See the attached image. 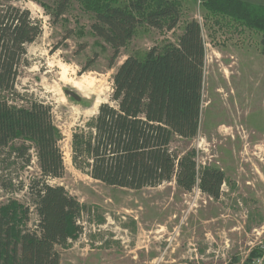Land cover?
<instances>
[{"label":"rangeland","instance_id":"374dc122","mask_svg":"<svg viewBox=\"0 0 264 264\" xmlns=\"http://www.w3.org/2000/svg\"><path fill=\"white\" fill-rule=\"evenodd\" d=\"M204 0H182L174 29L139 26L121 48L112 68V50L92 30L93 15L71 0L59 18L49 15L54 0H0L28 10L41 34L25 46L12 93H0L11 105H49L62 134L65 173L49 180L85 206L77 224L80 235L65 249L59 264H237L247 262L264 243V56L260 32L228 19L210 16ZM201 27L205 47L199 126L194 138L174 137L176 154L194 152L200 169L215 168L224 182L214 199L196 185L184 192L173 181L139 191L107 186L76 170L70 162V137L109 103L112 76L129 56L141 58L150 48L177 44L187 21ZM100 80L104 95L77 87L82 75ZM74 92L79 100L65 93ZM87 97V98H86ZM94 106V107H93ZM33 155V154H32ZM39 177L36 159L29 166L0 154V208L16 201L28 208L26 226L37 216L28 186Z\"/></svg>","mask_w":264,"mask_h":264},{"label":"trees","instance_id":"16d2710c","mask_svg":"<svg viewBox=\"0 0 264 264\" xmlns=\"http://www.w3.org/2000/svg\"><path fill=\"white\" fill-rule=\"evenodd\" d=\"M70 1L54 0L52 8L40 6L57 19ZM77 1L93 15V34L112 50L110 69L139 26L174 29L182 4V0ZM202 7L212 17L260 32L264 56V7L238 0H205ZM41 31L28 10L0 7V93L13 92L19 67L26 64L25 46ZM204 57L196 20L184 24L177 44L154 46L141 58L127 57L112 76L110 102L100 104L93 117L72 131L71 165L111 187L139 191L173 181L184 192L197 185L202 193L218 199L222 172L200 169L192 151L176 154L170 149L174 137L191 139L197 134ZM61 140L49 105L32 102L17 107L0 95V154L7 152L23 167L34 156L39 171L28 186L37 216L34 230L26 226L28 208L16 201L0 208V264H59L57 247L67 248L82 231L77 221L85 206L64 187L48 183L65 173Z\"/></svg>","mask_w":264,"mask_h":264},{"label":"bare ground","instance_id":"6f19581e","mask_svg":"<svg viewBox=\"0 0 264 264\" xmlns=\"http://www.w3.org/2000/svg\"><path fill=\"white\" fill-rule=\"evenodd\" d=\"M79 80L80 83H78L76 86L80 87V89L84 88V90L89 95L95 97L94 106L96 107L104 95V89L101 87L103 83L100 80L92 77L90 73L82 75Z\"/></svg>","mask_w":264,"mask_h":264},{"label":"built area","instance_id":"2783aa9c","mask_svg":"<svg viewBox=\"0 0 264 264\" xmlns=\"http://www.w3.org/2000/svg\"><path fill=\"white\" fill-rule=\"evenodd\" d=\"M237 264H264V243H258L256 256H253L250 260H247V262H240Z\"/></svg>","mask_w":264,"mask_h":264},{"label":"crops","instance_id":"0c3cea01","mask_svg":"<svg viewBox=\"0 0 264 264\" xmlns=\"http://www.w3.org/2000/svg\"><path fill=\"white\" fill-rule=\"evenodd\" d=\"M238 1L245 2L253 6L264 7V0H238Z\"/></svg>","mask_w":264,"mask_h":264},{"label":"water","instance_id":"95a60500","mask_svg":"<svg viewBox=\"0 0 264 264\" xmlns=\"http://www.w3.org/2000/svg\"><path fill=\"white\" fill-rule=\"evenodd\" d=\"M65 93L69 96H71L72 98L76 99V100H79L78 96L72 92V91H68V90H65Z\"/></svg>","mask_w":264,"mask_h":264}]
</instances>
